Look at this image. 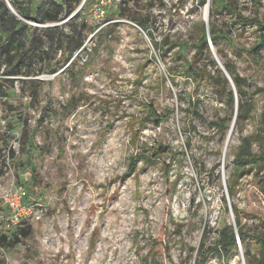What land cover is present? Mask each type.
<instances>
[{
  "label": "rangeland",
  "instance_id": "rangeland-1",
  "mask_svg": "<svg viewBox=\"0 0 264 264\" xmlns=\"http://www.w3.org/2000/svg\"><path fill=\"white\" fill-rule=\"evenodd\" d=\"M202 1H83L84 45L66 61L42 45L29 73L2 83L0 194L16 187L42 212L21 223L29 234L20 242L0 244V259L264 264L263 146L253 142L245 168L234 160L242 137L262 128L264 0ZM201 21L215 24L219 45L210 41L209 58L196 60ZM185 58L214 75L212 60L221 69L229 61L250 84L249 118L237 121L213 80L188 77ZM5 71L0 64V79ZM236 217L245 237L224 257L213 245L225 226L238 232Z\"/></svg>",
  "mask_w": 264,
  "mask_h": 264
},
{
  "label": "trees",
  "instance_id": "trees-1",
  "mask_svg": "<svg viewBox=\"0 0 264 264\" xmlns=\"http://www.w3.org/2000/svg\"><path fill=\"white\" fill-rule=\"evenodd\" d=\"M83 1L86 0H47L45 2L42 1L40 4L32 5L35 0H9L10 4L17 13L16 14L9 8L6 0H0V64L5 65V75L10 76L0 79V89L2 88L3 82H11L8 88H12L14 86L13 77L15 75L20 73H29L26 68L32 66L35 58L37 57L36 50H39L42 45L48 44L50 48L57 46V49H61L62 57L65 61L72 57L74 53L84 45L85 37L82 31L86 25L84 24V21L78 25L79 19L83 15V6L72 18H70L80 8L82 3H84ZM206 3L207 2L203 0L201 5H205ZM221 5L228 9L227 4L222 3ZM211 8L213 12L212 14L214 15V9H216L215 3L212 4ZM26 20L35 21L44 26H34ZM64 20L67 21L63 22ZM60 22L61 24L52 25V23ZM136 23L143 27V29L146 28L147 30V26L143 20ZM199 29L200 36L197 37L198 42L195 43L194 46L196 51V60L201 55L204 56V59L209 58L211 54L209 48L210 41L216 46L219 45L218 33L214 23L210 22L208 28L206 29L205 22L201 21ZM152 44L154 47L159 46L158 41L155 40ZM164 45L171 47L173 44L167 40ZM257 47H264V35ZM218 52L220 53L219 49ZM185 60L186 61H184L185 64L183 67L185 68V73H187L188 77L203 79L207 76L208 80H213L214 84L217 86V94L220 97H225V103L227 106L231 109H235L236 107L237 121L249 118V114L252 110L248 101V87L250 84L248 83L246 77L238 73L229 61L224 60L223 64L235 84L238 96V106L235 102L236 97L232 85L222 69L217 66V62L215 60H212L211 62L215 66L216 75L208 71L206 65L203 67L199 64L194 66L186 58ZM49 67H51L52 71H55L56 69L54 58L52 57L49 58ZM261 123L262 128L259 130L260 132L242 137L240 150L234 159L236 167L245 168L249 163V159L254 156L252 152L253 142L259 143L260 148L263 146L264 149V135L262 134L264 132V111ZM215 125L221 131L227 128L225 121L216 123ZM255 160L263 162L264 165V151H262L260 157H256ZM263 165H261V167ZM2 172L3 168L0 167V175ZM233 182H230V195L234 193L232 188ZM259 187L261 188L260 190L262 194H264V176L260 180ZM233 209L235 212L237 211L236 206H233ZM235 221L238 228V236L240 239H243L245 237V233L241 227L240 218L236 217ZM18 228L19 229L10 237L6 234L1 235L0 244L3 248L8 249L20 242L21 237H26L29 234V231H26V229L22 227ZM213 246L220 255L224 257L230 255V253L237 246V235L232 225H227L219 231V239ZM206 249L204 240L200 247L201 254H203ZM260 258L264 260V239L262 240Z\"/></svg>",
  "mask_w": 264,
  "mask_h": 264
},
{
  "label": "built area",
  "instance_id": "built-area-1",
  "mask_svg": "<svg viewBox=\"0 0 264 264\" xmlns=\"http://www.w3.org/2000/svg\"><path fill=\"white\" fill-rule=\"evenodd\" d=\"M112 0H101L102 3ZM108 3V2H107ZM42 209H36L32 205L25 203L23 193L18 188L10 187L0 194V237L3 234L10 237L16 232L17 228L29 218H40ZM237 241L240 243L238 232H236ZM241 247V244H239ZM0 264H10L2 261ZM241 264H246L245 260Z\"/></svg>",
  "mask_w": 264,
  "mask_h": 264
},
{
  "label": "water",
  "instance_id": "water-1",
  "mask_svg": "<svg viewBox=\"0 0 264 264\" xmlns=\"http://www.w3.org/2000/svg\"><path fill=\"white\" fill-rule=\"evenodd\" d=\"M7 1V4H8V6H9V8L14 12V13H16L15 12V10H14V8L12 7V5L10 4V2H9V0H6ZM83 6V3H82V5L80 6V8L76 11V13L81 9V7ZM76 13H74L70 18H72ZM17 14V13H16ZM23 19V18H22ZM26 21H28V20H26ZM206 24L208 23L207 22V18H206ZM208 28V27H207ZM222 65V64H221ZM222 69H223V71H224V73H225V75L227 76V78H228V80L230 81V84L232 85V87H233V90L235 91L236 89H235V84H234V82H233V79H232V77H231V75L229 74V72L226 70V68H225V66H222ZM235 97H236V105L238 106V96H236V92H235ZM235 114H237V112H235Z\"/></svg>",
  "mask_w": 264,
  "mask_h": 264
}]
</instances>
